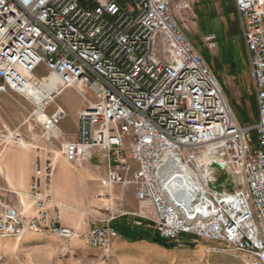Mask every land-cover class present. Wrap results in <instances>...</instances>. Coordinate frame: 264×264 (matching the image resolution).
<instances>
[{
	"label": "built area",
	"instance_id": "2783aa9c",
	"mask_svg": "<svg viewBox=\"0 0 264 264\" xmlns=\"http://www.w3.org/2000/svg\"><path fill=\"white\" fill-rule=\"evenodd\" d=\"M234 2L257 95L254 126L240 125L169 0H0V94L14 92L34 105L31 118L47 139L61 140L60 154L73 169L98 160L106 169L104 188L135 187L139 216L149 218L165 244L192 236L264 258V0ZM203 42L217 51L215 34ZM53 78L55 87L42 90ZM68 88L83 101L76 140L59 132L62 107L47 112ZM1 139L26 145L19 134ZM54 163L49 153L34 162L30 221L5 202L0 187V238L20 240L39 228L65 240L79 237L60 224L58 204L47 210ZM153 181L164 182L184 215L159 201ZM210 189L222 190L223 201H213ZM207 211L216 212L215 221L186 224L188 214ZM110 222L94 226L85 242L111 250L118 232Z\"/></svg>",
	"mask_w": 264,
	"mask_h": 264
},
{
	"label": "rangeland",
	"instance_id": "374dc122",
	"mask_svg": "<svg viewBox=\"0 0 264 264\" xmlns=\"http://www.w3.org/2000/svg\"><path fill=\"white\" fill-rule=\"evenodd\" d=\"M169 4L174 19L188 40L208 62L223 86L226 99L240 125L248 127L256 125L257 95L251 79L248 54L234 0H169ZM208 34L217 36L218 49L215 53L210 52L203 42V38ZM39 73L43 74V71L40 70ZM63 92L51 104L50 111H53L57 105L65 110L66 118L60 126L67 137L71 138L76 133L75 119L83 101L72 88ZM33 111L34 105L26 98L11 92L6 94V99L0 101V140L5 141L1 139L2 136L19 134L23 140L41 148L40 157H46L49 153V157L55 162L60 158V147L58 144L48 145L42 140L45 133L31 118ZM97 166L101 165L97 163ZM82 168L75 170L61 160L55 166V180L70 178V182L74 181L75 193L82 194L85 189L76 180L77 173H75ZM224 180V177H219V182ZM118 188L122 191L126 189V187ZM102 192L103 194L93 197L92 204L84 211L86 220L93 221V226H103L108 220L114 221V218L125 217L148 223L152 229L147 228V231L143 232L156 233L149 218L139 216L138 202L137 210L133 215H123L130 210V206L123 201L112 203L115 191L102 189ZM137 233L138 230L134 228L132 234ZM78 235L79 237L72 240H65L53 234H30L20 240L0 238V264L249 263L244 255L230 251L226 244L192 236H186L181 244L166 246L149 240H133L127 243L117 239L111 250L103 251L89 246L85 242L84 233L78 231Z\"/></svg>",
	"mask_w": 264,
	"mask_h": 264
},
{
	"label": "crops",
	"instance_id": "0c3cea01",
	"mask_svg": "<svg viewBox=\"0 0 264 264\" xmlns=\"http://www.w3.org/2000/svg\"><path fill=\"white\" fill-rule=\"evenodd\" d=\"M6 94H9V92L0 94V101L6 99ZM50 106L48 107L47 112L52 114L56 107L53 111H50ZM82 109L83 104L79 108L75 119L76 133L74 137H67V134L60 126L62 121L59 123V132L65 137V140L77 139L79 133V113ZM42 140L48 145L58 144L59 147H61V140L59 139L49 140L44 135ZM25 143V146H21L14 142L0 140V187L3 189L2 196L5 202L15 208L27 221H30L36 216V209L30 196V189L34 176V162L36 158L40 156L39 150L41 148L34 146L27 141H25ZM61 160L71 167L66 161L65 157L60 154V158L54 163V175L48 188L50 201L46 206L47 210L49 211V214H51L53 211V205L58 204L61 215L60 224L64 227L86 234L95 225L93 226V221L88 219L86 220L84 211L87 210L92 204L93 197L103 194L102 189H106L102 185L103 180L106 178V169L102 165L97 166L98 160H92L91 162L86 163L85 167H83L81 170L75 172L78 175H76V180H78V183L85 189L84 193L79 194L75 193V190H73L74 181L70 182V178H58L55 180V166L56 163ZM118 187L120 186H114L111 189H107L115 191V193H113L115 196H113L114 198L111 200L112 203L113 201H116L117 204L118 201H123L124 204L130 206L129 209L131 210L123 215H133L135 210H137L136 208L138 202L136 197V188L129 186L122 191ZM113 225L119 229V235L116 240L120 239L121 241L124 240L127 243H131L133 240L153 241V238L157 237L156 233L143 232L144 230L147 231V228L152 229V226L150 227L148 223L142 220H130L129 218L125 217H117L114 218ZM134 228L138 230L137 234H132V230ZM30 234L35 235L49 233L30 231L26 236Z\"/></svg>",
	"mask_w": 264,
	"mask_h": 264
},
{
	"label": "bare ground",
	"instance_id": "6f19581e",
	"mask_svg": "<svg viewBox=\"0 0 264 264\" xmlns=\"http://www.w3.org/2000/svg\"><path fill=\"white\" fill-rule=\"evenodd\" d=\"M55 84H56V80L53 78L51 79V83L47 85V87L43 86L41 89L47 90L50 88H54ZM37 92H40V91L34 90L33 92H31L33 97H35L36 99L39 98ZM161 169H162V162H155L154 171H161ZM147 180H154V172H147ZM153 190L158 191L159 201H161V203L164 206H166V208H172L173 214L184 215V208L180 207V204H174V201H171L170 194L169 192L166 191V185H164V182L153 181ZM210 198L213 199V201H223V191L218 190V189H210ZM203 206L204 208H212V201L210 199H203ZM215 219H216L215 211L204 212L202 213V216L200 213H191V214H188V216L186 217V224L194 225V224H199V223H210V222L215 221ZM30 231L46 232L49 234L57 235L56 230L39 228L38 230L30 229L29 231H26V233L20 239L24 238L27 235V233H29ZM11 238L18 239V234H11ZM89 246H91L92 248L101 250L100 245H89ZM236 253H239L245 256V249H236ZM247 259L249 260L251 264H264L263 256L254 254V252H247Z\"/></svg>",
	"mask_w": 264,
	"mask_h": 264
},
{
	"label": "trees",
	"instance_id": "16d2710c",
	"mask_svg": "<svg viewBox=\"0 0 264 264\" xmlns=\"http://www.w3.org/2000/svg\"><path fill=\"white\" fill-rule=\"evenodd\" d=\"M112 226L117 230V232H118V228L115 226V225H113L112 224ZM153 241L155 242V243H157V244H160V245H164V246H166L167 244H165L158 236L157 237H155V238H153ZM169 247V246H168Z\"/></svg>",
	"mask_w": 264,
	"mask_h": 264
}]
</instances>
